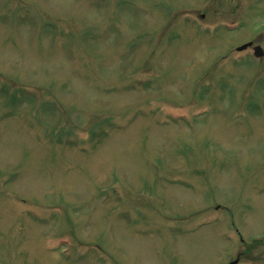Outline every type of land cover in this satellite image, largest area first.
Returning a JSON list of instances; mask_svg holds the SVG:
<instances>
[{
  "label": "rangeland",
  "instance_id": "rangeland-1",
  "mask_svg": "<svg viewBox=\"0 0 264 264\" xmlns=\"http://www.w3.org/2000/svg\"><path fill=\"white\" fill-rule=\"evenodd\" d=\"M250 40L264 0H0V264H264Z\"/></svg>",
  "mask_w": 264,
  "mask_h": 264
},
{
  "label": "water",
  "instance_id": "water-1",
  "mask_svg": "<svg viewBox=\"0 0 264 264\" xmlns=\"http://www.w3.org/2000/svg\"><path fill=\"white\" fill-rule=\"evenodd\" d=\"M251 45V44H250ZM247 47V45H245V46H243V47H241L239 50H243V49H245ZM255 54H256V56H263L264 55V51L262 50V48L261 47H256L255 48ZM235 263H237V262H234L233 264H235Z\"/></svg>",
  "mask_w": 264,
  "mask_h": 264
}]
</instances>
